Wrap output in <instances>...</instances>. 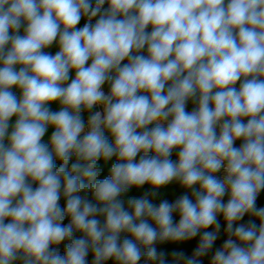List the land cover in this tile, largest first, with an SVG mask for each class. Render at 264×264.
I'll use <instances>...</instances> for the list:
<instances>
[{
	"label": "clouds",
	"instance_id": "obj_1",
	"mask_svg": "<svg viewBox=\"0 0 264 264\" xmlns=\"http://www.w3.org/2000/svg\"><path fill=\"white\" fill-rule=\"evenodd\" d=\"M98 15L95 24L77 28L82 17ZM54 42L59 51L45 53ZM145 48L147 56L133 54ZM189 99L197 103L191 112ZM54 102L59 111L49 109ZM96 105L103 112L89 116L85 131L82 109ZM50 127L51 148L42 142ZM238 139L243 144L236 148ZM173 149H179L175 163ZM73 156L77 162L68 169ZM113 156L122 162L110 168V178L91 183L97 161ZM54 157L63 162L59 169ZM222 167L226 176L218 180ZM172 181L192 189L195 203L183 195L157 205L145 196L128 200L129 211L118 199L132 186L158 189ZM86 187L102 207L76 195ZM262 189L264 0H96L95 6L91 0H0V264H86L89 248L93 264L110 258L138 264L142 255L165 264L157 241H184L215 226L203 232L194 253L200 257L217 239L220 214L230 238L211 264H264V208L256 207ZM246 213L261 221L259 228L233 227ZM65 216L68 226L61 223ZM74 229L86 238L73 240L64 256L50 248ZM122 232L134 239L119 243Z\"/></svg>",
	"mask_w": 264,
	"mask_h": 264
},
{
	"label": "trees",
	"instance_id": "obj_2",
	"mask_svg": "<svg viewBox=\"0 0 264 264\" xmlns=\"http://www.w3.org/2000/svg\"><path fill=\"white\" fill-rule=\"evenodd\" d=\"M95 19H97V18L95 17L91 21H94ZM91 21H89L85 17L84 23L85 24L90 23ZM43 51L47 54L55 55L56 52L59 51V49L58 50H56V49L55 50L44 49ZM133 54L135 55L136 53H133ZM147 55H148V53L145 56H147ZM126 63H128L127 59L122 61L121 66H123V64H126ZM90 64H91V60L88 61V64L86 66H89ZM110 75L114 77L115 73L114 72L110 73ZM74 78H75V71L73 70L69 73V80L66 82V84L71 83V79H74ZM109 83L110 82H108V81L105 82V84H109ZM170 83L171 82H169V84ZM239 86L240 85H239V81H238L237 84L235 85L237 90H239ZM167 87H168V85H166V88ZM108 93H109V91H108ZM48 107L53 112L60 110L58 108H51L52 103L49 104ZM196 107H197V103L195 102V100L189 99L186 102L185 110L187 112H191ZM243 122L247 123V118H244ZM12 123H14V122H12ZM164 127H167V126H164ZM151 128H153V127H148L149 130ZM53 131H54V128L50 127L47 130V132L45 133V136H44L42 142L45 143L46 145L50 146V136H51ZM219 132H220V129H219V126H217V128H216L217 135H219ZM5 142L7 143V141H5ZM242 144H243V139H238L234 142V147L239 148V147H241ZM178 152H179V149H173L172 153L169 157V159L174 163L178 161ZM142 155H144L143 152L139 153L137 155L136 159L139 160L140 156H142ZM147 155L152 156V155H154V153L149 152ZM214 175L218 180H220L219 179V172L215 173ZM29 180L31 181L30 178H29ZM148 185H149V187H147V189L145 190L143 197L147 196L149 199V198L153 197L152 192L155 191L157 193V195L154 197H156L155 200L157 201V203L156 202L155 203L157 205L161 201H164V200H167L169 203H174L178 198H180L183 195H188L189 198L192 199L193 202L195 203V197L192 195L193 190L185 188L178 181H172L168 185L160 187L158 189H154L150 184H148ZM140 187L141 186H139L138 189ZM194 189L199 190V185H195ZM85 193L88 194L90 197V195H91V193H93V191L91 188H86ZM229 199H230V193L226 192L224 197H223V202L226 204ZM256 207L257 208H264V189H262L257 195ZM172 218H173L174 223H178L179 219H180L179 213L174 212ZM217 220L220 223V229L217 232V239L214 241L212 248L209 249L207 254L204 256L195 257L194 253L200 244V240H201V237L203 235V232L204 231H208V232L215 231V226H211L208 229H203L200 232H198V234L195 237H192V238L184 240V241H164V242L157 241L154 246L157 248L158 252L164 253L165 264H185L184 260L178 259L174 255L175 253H183L185 258H195L199 261V264H211V260L215 254V251L219 248H222L224 242L230 238V234L226 231L227 222L224 220L223 215L222 214L218 215ZM8 222H9L8 220L5 221V223H8ZM149 223H152V222H150V220H149ZM250 223H255L257 225V228H259L261 221L257 217L246 213L240 221L234 223L233 227L235 228L236 226H239L240 224L248 226ZM152 224H153V227H155V224L154 223H152ZM231 238L234 239V237H231ZM237 243H239V241H237ZM144 251H145V249L143 248L142 252H144ZM138 264H153V262L148 261L146 259V257L142 255L141 260L138 262Z\"/></svg>",
	"mask_w": 264,
	"mask_h": 264
},
{
	"label": "rangeland",
	"instance_id": "obj_3",
	"mask_svg": "<svg viewBox=\"0 0 264 264\" xmlns=\"http://www.w3.org/2000/svg\"><path fill=\"white\" fill-rule=\"evenodd\" d=\"M91 2H92V5L95 6L96 0H91ZM108 7H109V5L106 2L103 5L102 9H101V13H103L105 10H107ZM96 18L98 19L99 15ZM97 19H95L94 21H91L90 23L91 24H95ZM84 20H85V17H82L80 23L77 25V28H82L85 25ZM23 27L24 26H23V23H22V27H21V30H20V34L21 35H23ZM146 31L150 33L152 31V27L149 26L146 29ZM10 34H12L11 30H10ZM57 41H58V37H57ZM57 46H58V43L54 42L51 47L46 48V49L47 50H55V49L58 50L59 48ZM137 54L145 56L147 54V49L145 48L140 53H136L135 55H137ZM239 85H240V81H239ZM103 86L105 87L106 90L109 91V94H110V83L109 84H104ZM11 91L13 92L14 95L17 96V98L20 97V91L18 89L13 88V89H11ZM140 94H147V93H140ZM60 107L61 106H60V104L58 102H54V103H52V107L51 108L60 109ZM96 111H98V110H96L94 108H92L91 110L82 109L81 115H82V119L84 120V123H85V126H86L85 127V131L88 130L87 122H88L89 116L94 114ZM15 119L16 118L13 117L12 122H14ZM167 123H168L167 121L162 122L163 126H167ZM148 127H155V123L148 125ZM10 129H11V127H10ZM138 131H140V130H138ZM81 136H83V133L81 134ZM105 137L108 139V141L110 143L113 142V138H112V136L110 135V133L107 130L105 131ZM49 147L51 148V146H49ZM138 161L139 160L136 159V162H138ZM76 162H77L76 157L73 156L68 162V165H67L68 169H70L72 164H74ZM121 162L122 161H119L117 159V157H115V156H113L108 161H105L103 159L98 160L97 164L95 166V170L97 171L96 181H92L91 183H95V182L110 178V168L114 164L121 163ZM62 163H63L62 161H60L59 159H56L54 157L55 169H59V167L61 166ZM28 183L31 184L33 189L38 187V183L32 182L30 180H28ZM84 184L85 185H89L90 182L87 179H85L84 180ZM147 187H149V185L147 183L145 185L141 186L139 189H138L137 186H132L126 192L122 193L121 196L118 197V199H120L124 203L125 208L128 209V203H127L128 200L143 198V194H144L145 190L147 189ZM86 188H91V187H86ZM86 188L84 190H82L81 192L77 193L76 195H79L82 199H86L89 202L97 204V202L94 199V193H91V195L89 197V195L85 193ZM155 198L156 197L153 196V197L149 198V200L151 202H153V203H155V202L157 203ZM58 204H59V206L61 207L62 210L66 207V198L63 195V186L61 188L60 199L58 201ZM97 206L98 207H102V205H100V204H97ZM128 210L131 211V209H128ZM96 219L100 220L101 224H103L104 221H105V217L102 216V215H97ZM150 222H152V221H150ZM61 223H62V226H68L71 223V218L69 216H65ZM81 238H86L84 236V233L74 229L72 237L70 239H66V240L62 241L59 245H52V246H50V248L52 250L56 251L59 255L64 256L66 254L67 247L72 243V241L76 240V239H81ZM125 239H134V238L129 233L122 232L120 234V236H119L118 242L122 243ZM142 250H143V247L141 246V251ZM94 258H95L94 252L91 250V248H89L88 254H87L86 258H85L86 259V264H93ZM13 264H23V260L22 259H17L16 261L13 262ZM103 264H118V262L115 261L114 258H110V259L104 261Z\"/></svg>",
	"mask_w": 264,
	"mask_h": 264
},
{
	"label": "built area",
	"instance_id": "obj_4",
	"mask_svg": "<svg viewBox=\"0 0 264 264\" xmlns=\"http://www.w3.org/2000/svg\"><path fill=\"white\" fill-rule=\"evenodd\" d=\"M102 91H103L106 95L109 94L108 91L105 89L104 86H102ZM93 108L96 109V110H98V111H100V112L103 111V105H96V106H94ZM225 176H226V172H225V169L222 167V168L220 169V171H219V179H220V180H223Z\"/></svg>",
	"mask_w": 264,
	"mask_h": 264
}]
</instances>
